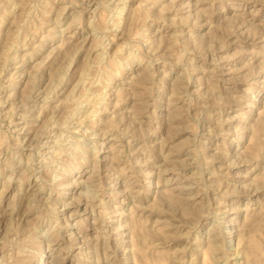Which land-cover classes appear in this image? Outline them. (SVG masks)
Masks as SVG:
<instances>
[{
    "label": "rangeland",
    "instance_id": "374dc122",
    "mask_svg": "<svg viewBox=\"0 0 264 264\" xmlns=\"http://www.w3.org/2000/svg\"><path fill=\"white\" fill-rule=\"evenodd\" d=\"M1 190L0 264H264V0H0Z\"/></svg>",
    "mask_w": 264,
    "mask_h": 264
},
{
    "label": "bare ground",
    "instance_id": "6f19581e",
    "mask_svg": "<svg viewBox=\"0 0 264 264\" xmlns=\"http://www.w3.org/2000/svg\"><path fill=\"white\" fill-rule=\"evenodd\" d=\"M2 1V0H1ZM148 7H149V5H148ZM61 12H63V11H61ZM119 19V18H118ZM115 21V20H114ZM90 27V26H89ZM13 39V38H12ZM14 39H16V38H14ZM24 39V38H23ZM34 39V38H33ZM17 41L16 42H19L18 41V39H16ZM31 41V40H30ZM13 42V41H12ZM20 43V42H19ZM12 43H11V48H12ZM10 46V45H9ZM14 46V45H13ZM38 47V46H37ZM18 48V47H17ZM21 48V47H20ZM16 49V48H15ZM41 49V48H40ZM13 50H14V48H13ZM17 50H19V49H17ZM106 50V49H105ZM35 51V50H34ZM13 52V51H12ZM10 53H11V51H10ZM36 54V53H35ZM99 54V53H98ZM11 55V54H10ZM98 56V55H97ZM21 57V56H20ZM98 57H100V56H98ZM10 58V57H9ZM12 58V57H11ZM24 58V57H23ZM26 58H27V56H26ZM29 59H31L30 57H28ZM28 59V60H29ZM25 60V59H24ZM139 60V59H138ZM26 61V60H25ZM114 64V63H113ZM90 66V65H89ZM93 67V66H92ZM145 68V67H144ZM83 72H85V71H83ZM141 74V73H140ZM6 78V77H5ZM57 79V78H56ZM89 86V85H88ZM7 88V87H6ZM106 89V88H105ZM114 91V90H113ZM91 93V92H90ZM48 94V93H47ZM87 94V93H86ZM96 94H94V96H95ZM97 95H99V94H97ZM84 96V95H83ZM88 96H89V94H88ZM93 97V96H92ZM91 98V97H90ZM89 98V99H90ZM43 99H44V97H43ZM72 99V98H71ZM88 99V100H89ZM95 99V98H94ZM103 100V99H102ZM252 100V99H251ZM44 101V100H43ZM85 101V100H84ZM86 101H87V97H86ZM90 101V100H89ZM97 101V100H96ZM78 102H80V101H78ZM83 102V101H82ZM99 102V101H98ZM168 102V101H167ZM24 104V103H23ZM18 105H19V103H18ZM75 105H77V104H75ZM82 105V104H81ZM78 106V105H77ZM85 106V105H84ZM88 106V105H87ZM86 107V106H85ZM88 108V107H87ZM103 109V108H102ZM73 110V109H72ZM93 111V110H92ZM98 111V110H97ZM68 113H70V112H68ZM71 114V113H70ZM90 114H93L92 112L90 113ZM97 114V113H96ZM95 115V114H94ZM70 116H72V115H70ZM92 116V115H91ZM34 118V117H33ZM86 118H87V116H86ZM94 118V117H93ZM32 119V118H31ZM86 120V119H85ZM78 122V121H77ZM26 124V123H25ZM90 127V126H89ZM87 128V127H86ZM54 129V128H53ZM26 130V129H25ZM19 131H24L23 130V127H21V128H19ZM40 131V130H39ZM86 131V130H85ZM91 132V131H90ZM15 140V139H14ZM78 142V141H77ZM16 145V144H15ZM59 151V150H58ZM66 151V150H65ZM84 151V150H83ZM90 152V151H89ZM66 153V152H65ZM160 153V152H159ZM63 155V154H62ZM67 158V157H66ZM8 161V160H7ZM9 161H10V159H9ZM86 161V160H85ZM19 162H21V161H19ZM55 166V165H54ZM7 178H9V177H7ZM61 178V177H60ZM59 178V179H60ZM10 179V178H9ZM9 181V180H8ZM71 184V183H70ZM87 185V184H86ZM251 186V185H250ZM20 189V188H19ZM18 189V190H19ZM16 190V189H15ZM2 192L0 193V199L2 198V196L5 194L4 193V190H1ZM31 194V193H30ZM86 194V193H85ZM92 195V194H91ZM30 202V201H29ZM63 207V206H62ZM13 210V209H12ZM7 234V233H6ZM75 235V234H74ZM47 237V236H46ZM215 245V244H214ZM212 249H214V248H212ZM48 250H49V252H51V251H53V249H49L48 248ZM217 251V250H216ZM211 252V251H210ZM27 254V253H26ZM15 256V255H14ZM215 258V257H214ZM54 260V258H51V262ZM51 262H47V263H45V264H52Z\"/></svg>",
    "mask_w": 264,
    "mask_h": 264
}]
</instances>
